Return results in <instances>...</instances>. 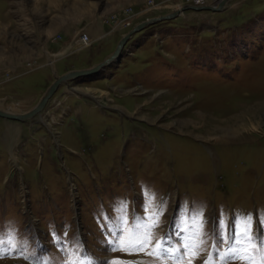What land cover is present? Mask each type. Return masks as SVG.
Here are the masks:
<instances>
[{"label": "rangeland", "instance_id": "obj_1", "mask_svg": "<svg viewBox=\"0 0 264 264\" xmlns=\"http://www.w3.org/2000/svg\"><path fill=\"white\" fill-rule=\"evenodd\" d=\"M220 1L0 0V108L14 113L179 11L37 115L0 117V264H204L249 217L264 231V0ZM137 227L144 251L110 250ZM165 237L197 255H149ZM237 247L252 259L227 264H264L259 243Z\"/></svg>", "mask_w": 264, "mask_h": 264}, {"label": "snow or ice", "instance_id": "obj_2", "mask_svg": "<svg viewBox=\"0 0 264 264\" xmlns=\"http://www.w3.org/2000/svg\"><path fill=\"white\" fill-rule=\"evenodd\" d=\"M99 219V218H98ZM109 219L106 214L104 215L105 223L101 224L102 230L106 226V221ZM249 225L248 229L242 230L239 235H237L235 232H231L229 234L228 239L230 240L229 250L227 253H224L223 258L221 259V246L225 243V238L223 236H220L219 239L215 242V253H214V260L209 261L206 260L204 264H215V261H219V264H227L229 260H236V259H252L251 256L248 255V248H244L243 254L239 253V248L237 246H242L243 241L247 239L248 244L253 243H259L262 248H264V241H261V236H264V231L259 232L258 234H254L251 230V217L248 218V220L245 222ZM151 227H154V225H148L144 224L143 229H150ZM201 229H203V222L201 223ZM137 236L134 237L133 240L129 241L126 245L125 242L119 238L115 237L112 240H109V246L110 250L117 251V250H136V251H144L151 243V235L150 232L147 234L141 235L142 232L141 227H137ZM109 234L111 235V230H109ZM123 235V229H120V236ZM219 235V234H218ZM170 237H165L163 241H158L155 246V250L153 252H150L149 255H156L158 257H168L172 256L173 259H176L178 261H183L186 254H190L192 257H195L197 255V249L200 247L199 244L195 246H189V244L182 243V246L179 249H173L170 245H168V240ZM204 241L201 240V244ZM179 252V255H176L175 253ZM107 264H123L122 261L119 260H110L107 262ZM188 264H193L192 259H189Z\"/></svg>", "mask_w": 264, "mask_h": 264}, {"label": "water", "instance_id": "obj_3", "mask_svg": "<svg viewBox=\"0 0 264 264\" xmlns=\"http://www.w3.org/2000/svg\"><path fill=\"white\" fill-rule=\"evenodd\" d=\"M227 0H221L219 3V7L221 8V6L226 2ZM195 8L198 7H210V8H215L216 6L214 5H206V6H193ZM179 11H174L172 13L160 16V17H154L151 19H147L144 21L139 22L138 24H136L132 29L129 30L128 33H126L121 40L118 42L115 50L113 51V53L107 57L104 61L98 63L97 65L90 67V68H83V69H74L71 70L67 73H64L60 76H58L53 83L49 86V88L47 89V91L44 93V95L42 96V98L38 101V103L30 110L26 111V112H20V113H14L5 109H1L0 108V116H4V117H8V118H17L20 120H26L28 118H31L32 116H34L36 113H38L47 103V99L50 95H52L54 93V91L58 88V86L60 85L61 82H63L64 80L70 79V78H74V77H78L81 75H85V74H90V73H94L97 72L101 67L109 64L112 60L116 59L118 57V55L120 54L121 49L123 48V46L126 43V40L130 37V35L136 31L141 29L142 27H144L146 24H148L151 21L157 20L159 18H170L175 16Z\"/></svg>", "mask_w": 264, "mask_h": 264}, {"label": "built area", "instance_id": "obj_4", "mask_svg": "<svg viewBox=\"0 0 264 264\" xmlns=\"http://www.w3.org/2000/svg\"><path fill=\"white\" fill-rule=\"evenodd\" d=\"M80 39L82 40L81 42L83 44H87L88 41H89V35H88V33H86V32L82 33L81 36H80Z\"/></svg>", "mask_w": 264, "mask_h": 264}, {"label": "bare ground", "instance_id": "obj_5", "mask_svg": "<svg viewBox=\"0 0 264 264\" xmlns=\"http://www.w3.org/2000/svg\"><path fill=\"white\" fill-rule=\"evenodd\" d=\"M146 25H147V24H146ZM146 25H145V26H146ZM128 39H129V38H128ZM128 39L126 40V42L128 41ZM109 64H110V63H109ZM109 64H107V65H109ZM107 65H105V66H107ZM105 66H103V67H105ZM103 67H101V68H103ZM101 68H100V69H101ZM52 95H53V94H52ZM52 95H50V96L48 97L47 102L49 101V99H50V97H51ZM40 111H41V110H40ZM40 111H39L38 113H40ZM38 113H36L35 115H37ZM35 115H34V116H35ZM0 117L8 118V117H4V116H0ZM32 117H33V116H32ZM228 134H229V133H228Z\"/></svg>", "mask_w": 264, "mask_h": 264}, {"label": "crops", "instance_id": "obj_6", "mask_svg": "<svg viewBox=\"0 0 264 264\" xmlns=\"http://www.w3.org/2000/svg\"><path fill=\"white\" fill-rule=\"evenodd\" d=\"M10 148L12 149V146L10 145Z\"/></svg>", "mask_w": 264, "mask_h": 264}]
</instances>
